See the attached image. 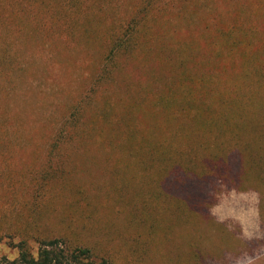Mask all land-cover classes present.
<instances>
[{
	"label": "rangeland",
	"instance_id": "obj_1",
	"mask_svg": "<svg viewBox=\"0 0 264 264\" xmlns=\"http://www.w3.org/2000/svg\"><path fill=\"white\" fill-rule=\"evenodd\" d=\"M104 2L105 8H114L111 20L120 22L130 6H141L146 0ZM152 3L165 6L150 19L153 31L148 43L157 55L162 42L174 44L182 39L195 42L201 52L197 59L202 56V60H209L226 39L234 42L235 48L228 47L223 65H218L220 71L215 76L219 83L210 100L225 112L228 110L223 104L228 102L250 107V112L236 110L232 117L236 119L238 113L251 121L264 122V0ZM40 42L35 40L33 48H26L20 40L14 43L23 57L13 59L7 73L11 80L4 78L0 83V93L7 89L8 107L13 109L7 113L11 118L5 124L7 130L0 131V264L18 256L15 244L20 235L34 232L36 227L50 236L74 228L79 238L96 244L101 255L109 256V264H264V186H243L237 175L239 163L233 160L209 168L202 180L181 179L186 182L183 186L165 179L167 187L178 188H167L164 181L167 193L194 214L184 228L180 225L172 231L165 229V233L164 223H159L151 232L152 241L148 223L133 232H123L124 224L134 225L140 216L133 192L142 183L149 192L157 191L146 180V174L156 165L143 170L135 153L127 149L122 153L112 150L109 160L104 149L92 146L60 151L51 157L47 154L40 127L46 125L44 133L52 132L61 114L56 113L52 123L50 115L57 107L63 111L72 99L89 89L96 48L80 40L76 50L59 46L49 49L50 43L45 41L42 50ZM115 91L119 94L117 86ZM97 99L95 106L99 104ZM12 114L17 117L12 118ZM132 119L131 124L142 132L158 131L159 117L154 124L147 112H138ZM236 158L240 159L238 154ZM192 188L200 193H181ZM39 194L41 199L33 201ZM147 198L155 209L144 216L158 218L156 199ZM126 199L134 205L126 206ZM105 226L109 231L102 228ZM92 229L95 233L90 234ZM28 243L35 251V241L29 238Z\"/></svg>",
	"mask_w": 264,
	"mask_h": 264
},
{
	"label": "trees",
	"instance_id": "obj_2",
	"mask_svg": "<svg viewBox=\"0 0 264 264\" xmlns=\"http://www.w3.org/2000/svg\"><path fill=\"white\" fill-rule=\"evenodd\" d=\"M104 4V0H0V83L4 78L11 80L7 73L13 59L23 57L14 46L18 40L26 48L35 47V40L41 41L42 50L45 41L50 43L49 49L59 46L76 50L80 40L96 48L89 89L72 99L63 111L57 107L50 115L52 123L57 119L56 113L61 114L57 126L51 125L52 132L44 133L46 125L40 127L47 154L51 157L60 151L92 146L104 149L108 159L112 150L122 153L127 149L135 153L143 170L156 165L155 170L146 174V180L157 191L149 192L145 183L139 185L133 197L138 199L135 210L140 216L135 226L124 224L121 228L129 233L148 223L149 241L159 223H164L165 232L180 225L184 228L194 219L188 206L167 193L163 187L165 179L183 186L186 182L181 179L199 180L206 177L209 168L233 160L239 163L237 175L243 186H264V122L251 121L238 113L236 119L232 117L236 110L250 112V107L228 102L223 104L228 110L225 112L220 104L216 106L210 100L219 83L215 76L220 71L218 65H223L228 47L235 48L234 42L226 39L209 60H202V56L197 59L201 52L195 42L182 39L174 44L162 42L157 55L148 43L153 31L150 19L165 6H153L152 0H146L141 6L127 8L125 19L118 22L119 19L111 20L114 8H105ZM19 71L24 70L19 67ZM8 94L7 89L0 93L2 132L11 120L7 113L13 110L8 107ZM96 96L98 106L94 105ZM146 109L149 111L143 112ZM138 112L149 113L153 124L159 117L158 131L142 132L131 124ZM16 115L12 114V118ZM236 154L240 159H235ZM51 163L52 160L49 166ZM167 188L178 191L172 186ZM184 192L190 196L200 193L197 188L181 193ZM147 196L156 199L158 218L148 219L152 214L144 216L155 209ZM39 198L40 194L33 201ZM123 203L130 204L127 199ZM76 232L71 228L64 234L50 236L38 227L34 232H23L15 244L18 256L5 264H109V256L101 255L96 244L79 238ZM29 238L37 244L35 251Z\"/></svg>",
	"mask_w": 264,
	"mask_h": 264
}]
</instances>
